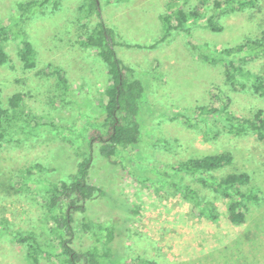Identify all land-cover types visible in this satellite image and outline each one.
<instances>
[{
    "label": "rangeland",
    "instance_id": "1",
    "mask_svg": "<svg viewBox=\"0 0 264 264\" xmlns=\"http://www.w3.org/2000/svg\"><path fill=\"white\" fill-rule=\"evenodd\" d=\"M26 1L0 0V24L14 19L17 5ZM213 1H188L186 10L197 9L201 15L189 36L173 33L153 49H138L124 45L149 46L161 39V16L171 12L170 0H101L102 19L116 35L117 55L134 70L145 91L138 116L140 142L122 153L117 163L95 152L89 179L102 194L86 204L84 214L74 215L72 248L77 252L91 243L82 230L84 220L115 225V253L100 264H264V144L254 134H227L206 113L226 104L228 114L251 118L256 110H264V99L249 89L232 91L225 84L223 66L205 63L198 56L200 49L190 46L204 52L261 39L264 0H257L253 9L219 15L220 33L204 25L213 14ZM84 3L59 0L55 10L49 4L26 22L34 69L22 68L16 36L5 44L11 67L0 66L2 103L6 108L7 99L21 93L28 127L8 138L0 150V264H33L27 247L13 241L16 233L34 234L41 243L44 253L37 264H61L47 256L57 254L58 248L43 202L44 185L67 180L79 157L55 128L76 123L80 134L86 123L101 122L104 90L109 85L96 50L81 44L94 25L93 17L85 16ZM245 69L264 76V57L250 60ZM56 70L64 72L65 93L50 75ZM209 125L216 130L208 131ZM221 152H230L233 161L214 175L246 173L250 181L243 191L253 187L261 199L247 204L242 225L227 220L226 200L191 183L214 201L219 213L216 222L198 216L175 189L159 187L154 172ZM34 165L44 171L31 170Z\"/></svg>",
    "mask_w": 264,
    "mask_h": 264
},
{
    "label": "trees",
    "instance_id": "2",
    "mask_svg": "<svg viewBox=\"0 0 264 264\" xmlns=\"http://www.w3.org/2000/svg\"><path fill=\"white\" fill-rule=\"evenodd\" d=\"M117 1V0H114ZM189 0H170L168 6L171 12L161 16L164 33L161 39L149 46L125 44L128 48L153 49L173 33L190 35L191 25L201 19L197 9L186 10ZM204 2V0H201ZM51 5L55 10L59 0H29L17 5V14L8 24H0V66L9 65L11 60L5 50V44L11 36H16L20 42L17 57L24 70L36 67L34 50L25 32V24L34 14ZM257 0H214L211 4L213 14L205 20V27L213 33H220L222 26L216 21L219 15L239 13L253 9ZM85 16L92 20L93 28L82 40L85 48L96 50V55L105 64L109 85L104 90L105 103L101 105L103 119L99 123H86L80 132L76 133L79 124L71 127H56L55 131L62 134V141L75 148L79 160L67 180L47 182L44 185L45 209L48 219L56 235L58 253L47 254L61 264H100L102 259H109L115 253L116 228L112 223H100L84 220L82 230L91 238L89 246L77 252L72 248L74 237V215L84 214L86 204L96 199L102 191L89 179L90 169L94 162L95 152L110 163L118 161L119 156L137 145L141 140V130L138 121L144 87L134 77V70L128 67L118 57L115 50L118 45L114 30L109 28L101 16V0H85L83 4ZM193 50H199V58L208 64H220L224 68L225 84L232 91L248 90L253 95L264 99V76L251 74L245 69L250 60L264 57V33L258 40L247 41L234 47L222 49L209 48L201 51L200 47L190 45ZM11 67V65H9ZM51 76L56 79V86L62 92H67L63 71H53ZM22 94L16 92L7 99V107L2 103L0 89V150L11 136L19 133L28 123L23 118ZM224 104L220 109H207V114L216 118L221 128L227 134L243 136L254 134L258 141L264 144V110L258 109L251 118H240L228 114ZM23 119L21 122H19ZM207 128L214 131L215 125ZM64 131H67L65 134ZM77 136V137H74ZM230 152L203 155L199 158L187 159L172 166L169 171L155 170L159 187L175 189L184 200L192 205V210L198 216H204L210 222L219 218L217 206L212 200L206 199L193 184L200 189H206L215 198L227 201V220L232 225H242L246 221L248 203H258L261 199L257 190L248 185L250 177L242 173H230L216 177L214 173L232 164ZM31 170L43 172L40 165L32 166ZM193 183V184H191ZM191 184V185H190ZM15 243L27 247V258L33 263L39 262V256L44 253L41 243L34 234H14ZM144 264H152L143 262Z\"/></svg>",
    "mask_w": 264,
    "mask_h": 264
}]
</instances>
